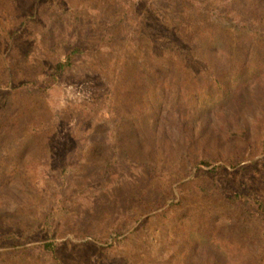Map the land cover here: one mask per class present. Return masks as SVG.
I'll use <instances>...</instances> for the list:
<instances>
[{"label":"rangeland","instance_id":"1","mask_svg":"<svg viewBox=\"0 0 264 264\" xmlns=\"http://www.w3.org/2000/svg\"><path fill=\"white\" fill-rule=\"evenodd\" d=\"M235 191L264 200V0H0V264H264Z\"/></svg>","mask_w":264,"mask_h":264},{"label":"trees","instance_id":"2","mask_svg":"<svg viewBox=\"0 0 264 264\" xmlns=\"http://www.w3.org/2000/svg\"><path fill=\"white\" fill-rule=\"evenodd\" d=\"M84 52V48L78 45H74L70 48H68L64 53V59L63 61H59L55 64L53 70L50 72L49 76L46 80H44V83L42 85H38L39 88L44 89L47 85H50L53 83L57 77L73 62L74 58ZM217 85H220L221 88H223V85L220 83H217ZM227 165H229L231 168H236L237 164L233 162H226ZM198 165L200 166H209L211 163L209 161L200 160L198 162ZM225 166L224 164H216L214 165L210 170L212 171H218L220 169H223ZM243 168V167H242ZM226 201L238 209L239 215L243 220H248L251 218L261 217L264 219V200L260 197H257L251 193L244 192V191H235L230 193L225 197ZM33 248L43 249L49 251L53 257L56 259L53 246H51V243L43 244L40 247H24L19 248L16 251L20 254H29L33 253Z\"/></svg>","mask_w":264,"mask_h":264}]
</instances>
